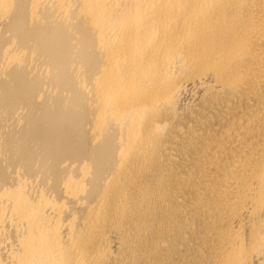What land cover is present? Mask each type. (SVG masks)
<instances>
[{
    "label": "bare ground",
    "instance_id": "bare-ground-1",
    "mask_svg": "<svg viewBox=\"0 0 264 264\" xmlns=\"http://www.w3.org/2000/svg\"><path fill=\"white\" fill-rule=\"evenodd\" d=\"M0 264H264V0H0Z\"/></svg>",
    "mask_w": 264,
    "mask_h": 264
}]
</instances>
